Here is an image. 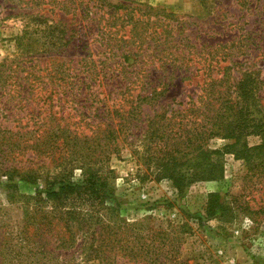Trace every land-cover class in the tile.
Masks as SVG:
<instances>
[{
	"label": "trees",
	"instance_id": "obj_1",
	"mask_svg": "<svg viewBox=\"0 0 264 264\" xmlns=\"http://www.w3.org/2000/svg\"><path fill=\"white\" fill-rule=\"evenodd\" d=\"M67 6L72 8V19L90 24L99 57L79 69L57 59L39 66L30 56L59 51L68 43L64 27L47 17L54 11L68 13ZM0 8L3 19H26L14 38L20 54L0 63V100L7 97L0 102V112L27 120L24 127L32 120H49L51 126H42L46 129L37 134L44 135L41 143L26 149L61 167L45 175L31 168H0L9 203L25 207L16 226L0 221V264H11V255L19 256L18 264L27 260V264H115L118 257L158 264L157 259L145 261L149 253L159 251L154 245L158 238L161 250L172 252L170 243L178 244L182 234L193 233L188 222L168 223L157 231L148 229L145 222L150 217L132 223L122 219L115 173L108 166L112 155L119 157L120 137L128 139L138 133V139L144 133L147 144L138 154L143 155L147 176L156 183L170 181L179 200L193 184L222 181L225 155L243 162L250 179H264L262 83L253 74H244L234 85L224 78L205 83L187 110L171 111L147 123L140 117L142 105L164 98L176 80L189 81L200 71L190 59L192 45L177 41L182 29L172 15L130 0H0ZM74 72L77 75L71 76ZM67 89L78 94L72 97L74 105L86 103L89 94L96 114L115 125L83 136L62 124L66 119L60 113L44 115L54 100L61 102L59 96ZM30 131L22 136L26 138ZM249 137H257L259 143L248 146ZM214 139L228 144L210 149L208 142ZM16 150L23 149L18 145ZM20 186L32 194L20 193ZM259 211L264 214L263 208ZM251 214L248 202L240 196L215 192L207 195L201 214L182 213V217L204 228L210 222L232 225L251 219ZM74 247L76 251L70 254Z\"/></svg>",
	"mask_w": 264,
	"mask_h": 264
},
{
	"label": "rangeland",
	"instance_id": "obj_2",
	"mask_svg": "<svg viewBox=\"0 0 264 264\" xmlns=\"http://www.w3.org/2000/svg\"><path fill=\"white\" fill-rule=\"evenodd\" d=\"M130 1L153 8L160 13L172 15L174 24L182 29L177 41L182 46L192 45L190 59H193L195 67L200 69L193 73L189 81L176 80L164 98L150 105H142L140 117L145 120V123H147L146 120L162 114L168 116L171 111L187 110L190 99L195 100L201 93L203 85L211 80L224 78L230 85H234L246 73L253 74L255 79L262 83L259 97L260 104L264 106V0ZM66 9H69L68 13L54 11L48 13L47 17L53 23L64 27L65 39L68 43L59 51L30 56L39 66L57 59L65 62L72 69H79L89 59L95 60L99 57L97 52L99 45L93 38L95 32L90 29V24L86 25V22H77L72 19V8L67 6ZM2 13L0 8V63L20 54L14 38L20 33L26 21L20 17L3 19ZM225 68L227 69L224 70ZM75 75L77 72L71 74V76ZM74 90H65L64 94L59 96L61 102L57 104L54 100L53 107H49L44 115L48 116L49 111L52 114L60 113L62 118L66 119H63L61 123L68 125L72 130H77L78 133L82 132L83 136H91L96 128L103 130L106 126L115 125L107 120L106 116L99 117L96 114L94 105L91 106L93 98L89 97V94H86V103L74 105L72 97L78 95ZM70 94L73 95L69 97ZM6 100L7 97H3L0 102L3 103ZM38 110L36 109L35 114ZM40 111H43V108ZM26 123L27 120L20 121L19 118H10L4 112H0V168L11 166L31 168L43 175L57 173L61 168L57 163L53 164L43 156L34 154V150L26 149L41 143L44 135L41 138L37 134H41V131L46 129L42 126H51V122L47 119L32 120L28 122L27 127H24ZM143 127H146V124ZM5 130L11 133L8 134ZM29 130L32 133L26 139L22 135ZM137 136H139L138 133H135V137L128 139L120 137L117 142L120 149L119 157L112 155L108 163L115 173V197L121 204L122 219L132 223L141 222L145 217H150V220L145 223L148 229L157 231H162L168 223L177 225L188 222L193 232L191 235L182 234V242L178 244L176 241H173V244L170 243V246L174 247L172 252H167V248L161 250L162 239L158 238L154 245L159 251L149 253L145 261L157 259L158 264L180 262L185 264H263L264 214L259 209H264V179L260 182H256L255 178L250 179L251 174L247 173L243 162L234 159L231 155H225L222 181L193 184L185 190L184 198L179 200L170 181L162 180L156 183L147 176L149 175L146 172L147 166L141 160L143 155L138 154L145 150L147 143L143 139L144 133L138 139H136ZM246 141L250 147L259 143L257 137H249ZM21 142H25V146ZM225 144L228 142L214 139L208 142V147L218 149ZM18 145L23 149L22 151L16 150ZM9 151L12 153L8 155ZM78 174L79 171L75 170V175ZM4 181L5 178L0 176V221L9 227H14L18 221H21L25 207L19 203H9L8 192L2 184ZM19 192L32 194L31 190L21 186ZM215 192L222 195L226 193L237 195L243 201H247L253 211L250 215L251 219L242 218L227 226L210 222L204 228H200L195 222L182 217V213L190 216L201 214L207 195ZM1 241L0 235V243ZM75 247L69 251L70 254L76 251ZM11 257H13L11 264H18L19 256L11 255ZM29 261L27 260L26 264ZM89 264L98 263L93 261ZM115 264H143V261L138 263L135 260L118 257Z\"/></svg>",
	"mask_w": 264,
	"mask_h": 264
}]
</instances>
